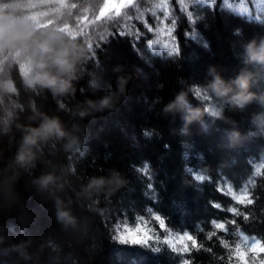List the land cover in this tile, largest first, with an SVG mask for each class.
<instances>
[{
  "label": "trees",
  "instance_id": "1",
  "mask_svg": "<svg viewBox=\"0 0 264 264\" xmlns=\"http://www.w3.org/2000/svg\"><path fill=\"white\" fill-rule=\"evenodd\" d=\"M104 2L0 0V264H239L216 236L207 238L208 231L223 235L209 229L207 221L228 217L210 206L218 202L250 215L249 221L238 218L247 234H264V126L254 123L264 114V65L246 62V46L264 39V24L197 4L194 14L200 19L194 38L185 37L189 25L177 13L174 33L165 31L168 21L156 25L158 33L136 24L144 33L136 45L139 51L128 36L110 37L95 49L97 63L90 60L88 36L94 40L107 26L94 23ZM133 2L104 14L131 11L126 6ZM166 5L167 0H145L140 11L159 13ZM133 23L128 21L129 28ZM52 33L63 37L55 42L57 49L75 45L70 49L73 57L83 49L76 60L74 96H53L24 86L22 72L40 57L36 42ZM173 35L181 50L178 57H169L163 48L173 46ZM153 38L163 55L146 49V39ZM128 74L132 79L126 95L119 96L114 108L79 116L85 100L114 95L117 76ZM241 74L251 76L249 91L257 95L243 109L232 107L211 88L219 76L238 91L235 80ZM181 93L186 101L182 109L165 112ZM196 109L202 114L189 120ZM211 111H222V117ZM45 115L59 118L67 135L40 142L33 147L35 159L21 165L16 156L23 137ZM145 163L150 166L151 190L146 176L136 171ZM48 174L55 180L44 188L39 180ZM116 174L124 186L105 183L88 188L93 178L110 180ZM197 175L205 180L197 181ZM221 179L230 181L233 194L244 195L245 202L221 195L217 191ZM241 185L246 189L243 194L237 191ZM148 207L165 220L163 227L154 216L149 218ZM61 210L69 213L71 223L58 219ZM125 216L129 223L122 226L120 241L151 240L147 228L168 229L177 251L153 253L113 242L114 228ZM137 216H144L145 222L136 221L133 227ZM180 228L193 240H177ZM238 243L249 264H262L259 245L253 255L245 251L247 239Z\"/></svg>",
  "mask_w": 264,
  "mask_h": 264
},
{
  "label": "snow or ice",
  "instance_id": "2",
  "mask_svg": "<svg viewBox=\"0 0 264 264\" xmlns=\"http://www.w3.org/2000/svg\"><path fill=\"white\" fill-rule=\"evenodd\" d=\"M145 0H135V2L130 3L126 6V9H131V11H118V12H110L107 15L104 14V11L101 10L99 14V19L94 21V23L107 24L106 27L103 28V31L97 33L96 38L93 40L91 36H88L87 32L80 31L81 36H88V46L91 49L90 60L96 61L98 63V58L96 56L95 49L101 48L104 44H106L110 37L115 36H128L130 42L133 43V48L136 51L139 49L136 48V45L139 43L140 39L144 37V33L140 31L136 24H142L144 28L149 33H158L159 28L156 25L161 24L163 21H168L170 27L165 29L170 33H174L177 27V20L179 16H183L188 25V30L185 31V37H195L196 29L195 24L200 17L194 14V6L197 4L207 5L210 11L215 12L217 7L220 9L226 10L227 12L237 15L240 18H247L249 22H255L264 24V0H167L166 6H161L160 11H140V4L144 3ZM96 6V2L93 4V7ZM106 7V6H105ZM167 8V10H165ZM146 17H151L154 21L153 24L148 23V19ZM128 21H135L132 24L131 28H129ZM79 25V22H78ZM91 27V25H88ZM237 34H239V30H237ZM176 37L173 35V46L163 45V48L167 49V55L169 57H178L180 55V48L176 45ZM157 40L146 39V49L151 52L155 56L163 55L162 51H158L156 48ZM194 98L197 96L194 95ZM198 99V98H197ZM150 135V133L145 132V136ZM167 147V146H165ZM149 165L145 163L142 167H138L136 171L140 172L142 175L146 176L149 180L147 184V188L149 190L153 189V183L151 182L152 177L149 174ZM191 172V169H189ZM197 181L205 180V177L202 175L196 176ZM232 185L230 181L226 179H221L217 181V191L221 193V195H228L235 199L238 203H244L245 197L244 195L235 196L232 192ZM245 186L241 185L237 191L240 193L245 192ZM251 202V201H249ZM210 206L217 210V212H226L228 213V217L220 218L218 216L212 217L209 221H207L209 229H218L223 235L218 234L216 231H208L207 238L211 240L214 236H216L221 244L229 249L230 255L234 256L239 264H249V262L245 259V253L241 251L240 244L238 243L241 239H247L249 247L245 251L252 252L253 255L257 253L254 251L259 245V251L264 253V234H247L246 229L242 226L239 219L241 216L243 221H249L250 215L247 213H241L239 209L234 206L225 207L223 204L218 202H210ZM147 214H149V218L154 216L156 220L160 221V227H163L165 220L161 219V215L158 212H155L153 207H148L146 209ZM166 219V218H165ZM136 221L141 222L142 224L145 222L144 216H137L135 220L132 222V226L135 227ZM128 218L125 216L119 223H117L116 228H114L113 236H116L117 239H112L115 243H120L129 247H140L147 250L152 251L153 253H158L163 250H169L176 252L177 249L174 247L175 242L170 241L168 239L169 230L165 229V231L161 232L157 229H153L151 227L147 228L151 240L143 239V240H133V239H123V241L119 240L120 234L119 232L122 229V226L128 225ZM198 229L200 232H205L204 225H199ZM124 231H127V228H123ZM181 236H177L176 239L180 240L182 238H187L189 240H193V236L189 235L184 228L179 229ZM230 241L231 243H226L225 241ZM165 245V248L159 247V245ZM211 251V249H208ZM179 259H183L180 257ZM264 264V261H262Z\"/></svg>",
  "mask_w": 264,
  "mask_h": 264
},
{
  "label": "clouds",
  "instance_id": "3",
  "mask_svg": "<svg viewBox=\"0 0 264 264\" xmlns=\"http://www.w3.org/2000/svg\"><path fill=\"white\" fill-rule=\"evenodd\" d=\"M31 33L28 34L30 36ZM63 37L56 33H52L47 40L37 41L40 57L35 61L34 66L30 67L27 72H22L24 86L27 89L34 91L47 90L53 96H74L75 87L73 81L77 79L76 60L83 56V49L80 50L76 57H73L70 49L75 48V45L65 46L57 49L55 42L62 40ZM248 53L247 63H257L264 65V39L257 45L256 41H251L246 46ZM117 90L114 95L101 97L99 100L87 99L83 103L86 105L79 111V116L84 118L89 116L93 111H102L104 109H112L115 104L119 102V96L126 95V87L132 75L128 74L117 76ZM235 84L238 88L234 90L231 86L226 84L219 76H216L211 83V88L216 95L227 98V103L234 108L243 109L247 104L257 99V95L249 91L251 87L250 75H239ZM186 103L184 94L181 93L176 99L165 106V112H175L182 109V105ZM207 111V110H205ZM201 110H193L189 120L198 118L201 115ZM210 114L216 118L222 117V111H211ZM254 123L258 127L264 126V114H259ZM67 133L63 128L59 118L43 116L38 127H29L23 137V144L17 153L16 161L21 165H26L35 159L33 147L40 142L55 137L57 139L63 138ZM55 177L51 174L42 176L39 183L42 187L47 188L53 183ZM105 183L115 184L116 188L122 187L125 181L116 174L112 179L105 180L104 178H93L90 181L88 188H99ZM59 204L60 202L57 201ZM58 219L61 221L72 222V217L66 211H58Z\"/></svg>",
  "mask_w": 264,
  "mask_h": 264
},
{
  "label": "rangeland",
  "instance_id": "4",
  "mask_svg": "<svg viewBox=\"0 0 264 264\" xmlns=\"http://www.w3.org/2000/svg\"><path fill=\"white\" fill-rule=\"evenodd\" d=\"M128 1L129 0H105L104 4L101 7V10H103L104 13H107L112 10L115 11V10H118L122 4Z\"/></svg>",
  "mask_w": 264,
  "mask_h": 264
}]
</instances>
